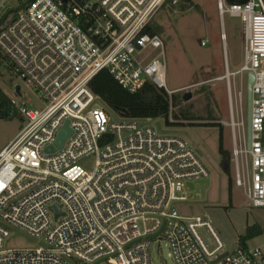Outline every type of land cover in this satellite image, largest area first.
<instances>
[{"label":"built area","instance_id":"2783aa9c","mask_svg":"<svg viewBox=\"0 0 264 264\" xmlns=\"http://www.w3.org/2000/svg\"><path fill=\"white\" fill-rule=\"evenodd\" d=\"M178 3L27 0L0 26V54L10 73L42 105L34 109L10 99L23 125L0 150V264H151V247L161 242L173 264H264L263 247L228 250L207 217L179 211L188 197L184 183L210 176L193 146L158 133L151 119L118 115L112 122L89 89L91 79L107 70L130 92L149 82L171 94L164 43L145 28L163 5ZM216 5L220 18L239 20L243 42L240 68L226 67L218 78L227 86L234 184L249 207L264 210V0ZM249 72L254 81L247 150L233 112L234 106L241 109L242 94L234 105L230 77ZM14 94L20 99V89ZM66 123L71 133L57 148ZM90 157L88 171L79 162ZM12 228L41 245L6 248Z\"/></svg>","mask_w":264,"mask_h":264},{"label":"rangeland","instance_id":"374dc122","mask_svg":"<svg viewBox=\"0 0 264 264\" xmlns=\"http://www.w3.org/2000/svg\"><path fill=\"white\" fill-rule=\"evenodd\" d=\"M27 0H4L0 5V18L8 11L17 8ZM179 4V3H178ZM162 6L153 16L154 25L160 28L159 36L164 43L166 89H176L180 98L173 111L182 109L192 121H176L170 116L167 127L162 118L152 119L150 124L163 135H174L187 140L202 158L210 176L188 180L184 183L187 201L178 205L181 214L207 217L228 250L238 246V238L245 234L247 226L258 223L263 233L247 242L250 247L264 246V210L248 206L242 188L234 184L232 161L233 141L228 125L231 122L226 80H218L225 75L226 65L230 72L240 68L243 63V42L241 24L238 19L224 14L220 18L216 0H191L190 5ZM223 31V32H222ZM224 33V46L220 36ZM207 41L201 46V41ZM246 75L230 77L232 101L239 100L242 105L234 106V120L241 124L239 135L246 130ZM18 86L21 97H15L14 87ZM0 88L10 98L23 102L27 107L38 109L42 105L34 92L14 77L7 69L6 62L0 63ZM190 94L188 100L182 96ZM99 105L109 112L112 122L119 116L109 111L103 102ZM220 125L222 145L230 156V181L219 167L218 153L220 127L196 125ZM23 125L21 117L11 120L0 119V150L18 133ZM237 136H238V132ZM264 137V135H263ZM86 170L93 168L94 158L79 162ZM246 162L243 163L245 167ZM6 240V248H34L41 240L12 228ZM96 264H108L101 261ZM151 264H173L169 250L164 242L159 248L151 247Z\"/></svg>","mask_w":264,"mask_h":264},{"label":"trees","instance_id":"16d2710c","mask_svg":"<svg viewBox=\"0 0 264 264\" xmlns=\"http://www.w3.org/2000/svg\"><path fill=\"white\" fill-rule=\"evenodd\" d=\"M178 1V5L191 6V0ZM170 2L171 0H168V3ZM15 12L16 9L8 10L0 18V26L5 23L9 15ZM151 20L145 28V32L151 35H159L158 33L160 31V28L158 27V25H154L153 21ZM2 62H6V60L0 54V63ZM7 69L9 70L8 66ZM89 89L94 95L100 98V100L105 104L109 111H112L121 117L141 119L162 118L167 127L174 126L169 122L170 116L176 121L194 120L192 116H189L186 111L182 109L177 110L178 112L173 111V108L177 107L180 102V98L177 92H171V94H168L166 90L159 89L149 82H146L135 92H130L124 89L120 84H118V82L113 79V77L107 70H101L89 82ZM15 117H20L18 111L11 105L10 98L0 88V119L11 120ZM196 126L220 127V135L218 140V153L220 155L219 167L226 174L228 178V185L229 187H231V181L229 177L230 156L229 152L225 150L222 145V127L220 125L207 124ZM262 233L263 227L258 223L247 226L245 234L238 238V246L246 247L248 241L262 235Z\"/></svg>","mask_w":264,"mask_h":264},{"label":"water","instance_id":"95a60500","mask_svg":"<svg viewBox=\"0 0 264 264\" xmlns=\"http://www.w3.org/2000/svg\"><path fill=\"white\" fill-rule=\"evenodd\" d=\"M248 0H225L227 5H232V4H244ZM254 81V74L252 72L247 73L246 75V130H245V137H246V149L250 150L251 147V100H252V84ZM15 92L19 94V87H15ZM190 98V94H185L183 96L184 100H188ZM70 130L67 126V123L65 126L62 128L58 135V139L56 142L57 148H60L65 139L69 136ZM47 152H53L52 149H47ZM51 210L55 212V214H58V208L57 207H52ZM226 254L223 256H220L219 259L224 257Z\"/></svg>","mask_w":264,"mask_h":264},{"label":"crops","instance_id":"0c3cea01","mask_svg":"<svg viewBox=\"0 0 264 264\" xmlns=\"http://www.w3.org/2000/svg\"><path fill=\"white\" fill-rule=\"evenodd\" d=\"M241 38H242V36H241ZM223 46H224V41H223ZM226 67H227V65H226ZM228 68V67H227ZM228 70H229V68H228ZM174 90H176V89H171V92H173ZM169 91V90H168ZM152 120V119H151ZM197 152V151H196ZM199 155V154H198ZM200 156V155H199ZM202 159V158H201ZM220 161V160H219ZM258 246H260V245H258ZM261 247H263L264 248V246H261Z\"/></svg>","mask_w":264,"mask_h":264},{"label":"bare ground","instance_id":"6f19581e","mask_svg":"<svg viewBox=\"0 0 264 264\" xmlns=\"http://www.w3.org/2000/svg\"><path fill=\"white\" fill-rule=\"evenodd\" d=\"M220 80H222V79H220Z\"/></svg>","mask_w":264,"mask_h":264}]
</instances>
